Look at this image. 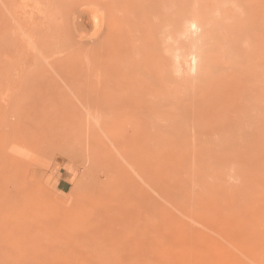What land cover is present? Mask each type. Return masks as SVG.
Instances as JSON below:
<instances>
[{
	"label": "rangeland",
	"instance_id": "1",
	"mask_svg": "<svg viewBox=\"0 0 264 264\" xmlns=\"http://www.w3.org/2000/svg\"><path fill=\"white\" fill-rule=\"evenodd\" d=\"M80 1L0 0V264H264V0L112 36Z\"/></svg>",
	"mask_w": 264,
	"mask_h": 264
},
{
	"label": "bare ground",
	"instance_id": "2",
	"mask_svg": "<svg viewBox=\"0 0 264 264\" xmlns=\"http://www.w3.org/2000/svg\"><path fill=\"white\" fill-rule=\"evenodd\" d=\"M159 1L161 0H82L79 2L77 13L78 16H80L81 13H86L88 14L87 18L89 20L96 21L98 28L94 29L95 33L109 36L135 33L137 29H135V27L132 25H134L135 22H143L142 24H144V22H146L149 18H153L156 21L158 20L160 24H162L161 27H172L169 30L168 35L181 33H183V35L187 34L189 28H186L187 32L184 33L185 25L187 23L189 24L191 21L193 22L194 19H196V22L197 20L200 21L199 8L201 0H196L197 2L195 3V9L190 8L189 5L186 6L184 2L180 3V0H168V3H174L171 7L175 5L177 6L176 12L171 16H167L160 10L159 7H157ZM193 10L196 12H193ZM170 18L171 20L169 21ZM190 25L193 27L194 23H190ZM146 29L148 30L147 27ZM100 88L102 87H98L95 90L99 91ZM106 92V90L101 91V93ZM18 131H20V129ZM61 136L65 138L64 140L66 142H68L69 138L65 133H62ZM123 141L125 143H130L126 140ZM25 143L26 142L24 141L19 144V148L17 149L18 152H15L17 159L16 162L18 161L19 164L21 163V158H23L28 153ZM83 146H87V149H92V146L89 145L88 141H83ZM24 160L25 161H23V164H25L28 160L26 156ZM28 171L29 169L27 168V165L24 167L19 166V169L16 167L14 174L10 176L11 184H14L16 180L19 181L22 176L27 178L29 175ZM25 177H22V179H25ZM96 185L97 183H95L94 191L90 196V200L96 208L101 205L107 208L111 202H114L117 198L116 189L113 187L96 188ZM4 197L11 199L13 195L8 194V197ZM21 253H23V251ZM42 256L44 257V255Z\"/></svg>",
	"mask_w": 264,
	"mask_h": 264
}]
</instances>
